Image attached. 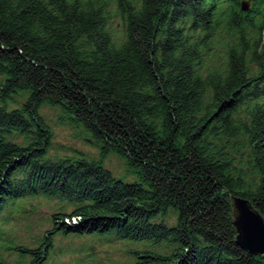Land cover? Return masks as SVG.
Here are the masks:
<instances>
[{
  "label": "trees",
  "instance_id": "trees-1",
  "mask_svg": "<svg viewBox=\"0 0 264 264\" xmlns=\"http://www.w3.org/2000/svg\"><path fill=\"white\" fill-rule=\"evenodd\" d=\"M115 1L120 44L109 0H0V212L36 196L74 207L52 215L43 246L10 239L4 249L44 264L53 234H98L149 242L130 251L134 264H264L236 243L231 199L264 217V0L247 12L240 0ZM221 25L258 37L240 34L225 63L208 67ZM43 105L82 126L102 156L124 158L137 180L100 159H51Z\"/></svg>",
  "mask_w": 264,
  "mask_h": 264
},
{
  "label": "rangeland",
  "instance_id": "rangeland-1",
  "mask_svg": "<svg viewBox=\"0 0 264 264\" xmlns=\"http://www.w3.org/2000/svg\"><path fill=\"white\" fill-rule=\"evenodd\" d=\"M108 11L110 14L107 24L108 31L118 44L123 43L125 17L119 12L114 0L110 2ZM240 34L247 38L251 37V41L258 37L252 29L247 27L234 34V31H230L227 25H221L215 33V41L211 44L212 49L207 56V66L224 64L228 43L238 41ZM5 79L6 76L0 74V82ZM28 97L29 92L27 91L16 94L7 101V106L9 109L20 107ZM0 104L5 103L0 101ZM39 112L52 128L53 139L49 151L51 159L56 161L65 158L100 159L115 177L129 183L137 180L136 174L129 169L124 158L115 153L102 156L100 145L91 141L89 133L82 126L72 124L60 107L43 105ZM73 209L74 207L67 202L43 196L10 201L0 212V260L3 264H28L29 256L22 258L19 252L4 249L8 240L11 239L15 244L29 249L39 248L46 244L47 233L53 230L52 215L59 212L70 214ZM165 221L173 226L176 221L174 213L171 212ZM51 243L45 264H134L135 259L130 251L142 250L150 246L149 242L145 241L129 242L118 239L115 235L98 234L62 235L55 233L52 235Z\"/></svg>",
  "mask_w": 264,
  "mask_h": 264
},
{
  "label": "water",
  "instance_id": "water-1",
  "mask_svg": "<svg viewBox=\"0 0 264 264\" xmlns=\"http://www.w3.org/2000/svg\"><path fill=\"white\" fill-rule=\"evenodd\" d=\"M236 243L252 255H264V217L249 199L232 195Z\"/></svg>",
  "mask_w": 264,
  "mask_h": 264
}]
</instances>
